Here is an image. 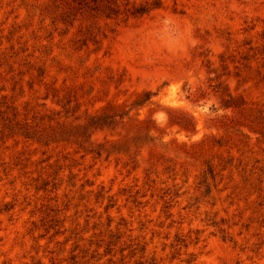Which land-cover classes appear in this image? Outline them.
I'll list each match as a JSON object with an SVG mask.
<instances>
[{"label": "rangeland", "instance_id": "obj_1", "mask_svg": "<svg viewBox=\"0 0 264 264\" xmlns=\"http://www.w3.org/2000/svg\"><path fill=\"white\" fill-rule=\"evenodd\" d=\"M0 264H264V0H0Z\"/></svg>", "mask_w": 264, "mask_h": 264}, {"label": "trees", "instance_id": "obj_2", "mask_svg": "<svg viewBox=\"0 0 264 264\" xmlns=\"http://www.w3.org/2000/svg\"><path fill=\"white\" fill-rule=\"evenodd\" d=\"M140 12L144 13L145 10L141 9ZM223 107L225 110H228L238 106H235L232 100H228L225 101ZM14 116L12 120L7 118L9 124L13 123L10 126L12 131H21L22 135L27 139H37L38 142H44L46 146L50 145L51 140H59L67 143L72 142L89 154L96 153L98 156H101L106 152L108 158L112 154L127 155L131 163L136 162L135 159L139 156L142 149L140 145L149 138L148 133L152 131L148 122L131 125L130 129L133 131L128 132L127 130L125 135L121 136L118 141H115L107 148L110 142L106 141L105 143L96 144L93 137L98 133H114L117 130L113 126L114 119L116 117L123 119V115L117 114L116 107H111L101 114L87 116L81 124L63 123L56 128H40L38 126H32L27 122L24 124L19 122L14 123L16 115L14 114ZM190 122L188 121L187 125H191Z\"/></svg>", "mask_w": 264, "mask_h": 264}]
</instances>
